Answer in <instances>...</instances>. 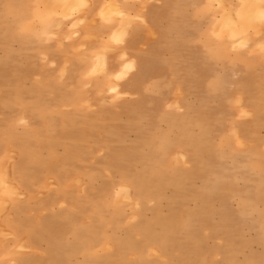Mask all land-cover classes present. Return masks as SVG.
Listing matches in <instances>:
<instances>
[{"label": "rangeland", "instance_id": "1", "mask_svg": "<svg viewBox=\"0 0 264 264\" xmlns=\"http://www.w3.org/2000/svg\"><path fill=\"white\" fill-rule=\"evenodd\" d=\"M232 1L108 37L0 0V264H264V0Z\"/></svg>", "mask_w": 264, "mask_h": 264}, {"label": "crops", "instance_id": "2", "mask_svg": "<svg viewBox=\"0 0 264 264\" xmlns=\"http://www.w3.org/2000/svg\"><path fill=\"white\" fill-rule=\"evenodd\" d=\"M86 7L83 10L81 16L74 14L72 21H77L81 17L86 16L85 19L89 22L100 21L102 26L97 29L98 32L112 37L117 31V25H106L108 21H112L114 18L110 14L108 8L116 7L118 12H122L125 16L124 19L134 20L137 17H143L146 21L150 22L152 26L154 21L157 20V16L160 15L159 21L169 20V15L180 12V0H80ZM228 5H233L234 1L226 0ZM114 5V6H112ZM116 5V6H115ZM212 3L209 1L202 3L198 6L200 11L206 12L212 10ZM264 17V10H263ZM104 23V24H103ZM142 26H135L134 32L142 30Z\"/></svg>", "mask_w": 264, "mask_h": 264}, {"label": "bare ground", "instance_id": "3", "mask_svg": "<svg viewBox=\"0 0 264 264\" xmlns=\"http://www.w3.org/2000/svg\"><path fill=\"white\" fill-rule=\"evenodd\" d=\"M137 44L135 43V41H133V43L130 44L129 46V53H130V60L129 62H127V64L125 65V68H123V71L119 72L118 74V78H125L127 75V70L128 71H138L140 73V75H144V73L146 74L148 72V69L151 68V58L154 56L151 55V53L149 55H139L137 52ZM158 48V47H157ZM157 48H155L157 50ZM154 49V50H155ZM153 51V49H152ZM153 54V53H152ZM155 57V56H154ZM129 58V57H128ZM127 58V59H128ZM156 58V57H155ZM154 60V59H153ZM153 62V61H152ZM154 63V62H153ZM164 65V64H163ZM138 66V69H137ZM153 69V68H152ZM151 71V69L149 70ZM125 92V91H124ZM47 140V139H46ZM19 142V141H18ZM21 149V148H20ZM23 150V149H22ZM52 152V151H51ZM73 152V151H72ZM75 152V151H74ZM23 153V152H22ZM24 154V153H23ZM28 155V154H27ZM23 156V155H22ZM29 156V155H28ZM73 156V155H72ZM69 157V156H68ZM27 158V157H26ZM65 159V158H64ZM25 161H27V159H25ZM26 163V162H25ZM21 164V163H20ZM22 165V164H21ZM19 170V169H18ZM28 188V187H27Z\"/></svg>", "mask_w": 264, "mask_h": 264}, {"label": "snow or ice", "instance_id": "4", "mask_svg": "<svg viewBox=\"0 0 264 264\" xmlns=\"http://www.w3.org/2000/svg\"><path fill=\"white\" fill-rule=\"evenodd\" d=\"M114 39H118V38H114Z\"/></svg>", "mask_w": 264, "mask_h": 264}]
</instances>
